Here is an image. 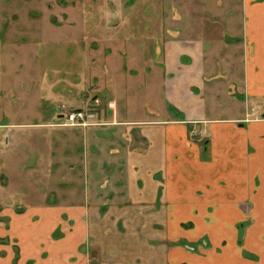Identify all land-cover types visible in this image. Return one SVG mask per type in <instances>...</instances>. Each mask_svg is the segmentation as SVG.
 <instances>
[{
    "label": "crops",
    "instance_id": "obj_1",
    "mask_svg": "<svg viewBox=\"0 0 264 264\" xmlns=\"http://www.w3.org/2000/svg\"><path fill=\"white\" fill-rule=\"evenodd\" d=\"M215 5L191 31L149 32L135 119L60 125L64 146L84 140L81 199L7 210L0 264H264V118L248 113L264 102V0Z\"/></svg>",
    "mask_w": 264,
    "mask_h": 264
},
{
    "label": "rangeland",
    "instance_id": "obj_2",
    "mask_svg": "<svg viewBox=\"0 0 264 264\" xmlns=\"http://www.w3.org/2000/svg\"><path fill=\"white\" fill-rule=\"evenodd\" d=\"M216 1L0 0V220L9 209L81 199L84 140L76 131L64 146L59 115L83 110L103 124L101 114L117 110L135 119L126 112L146 101L144 62L161 40L149 32L219 19L225 6Z\"/></svg>",
    "mask_w": 264,
    "mask_h": 264
},
{
    "label": "built area",
    "instance_id": "obj_3",
    "mask_svg": "<svg viewBox=\"0 0 264 264\" xmlns=\"http://www.w3.org/2000/svg\"><path fill=\"white\" fill-rule=\"evenodd\" d=\"M250 113L252 116H255V118L264 117V105H254L251 107ZM85 118L86 114L83 110H72L65 113V124H86Z\"/></svg>",
    "mask_w": 264,
    "mask_h": 264
},
{
    "label": "flooded vegetation",
    "instance_id": "obj_4",
    "mask_svg": "<svg viewBox=\"0 0 264 264\" xmlns=\"http://www.w3.org/2000/svg\"><path fill=\"white\" fill-rule=\"evenodd\" d=\"M255 105H261V106H263V105H264V102H260V103L255 104ZM253 106H254V105L250 106L249 111H248V113H249V118H250V119L255 118V116H252L251 113H250L251 107H253ZM71 111H72V110H71ZM68 112H69V111H68ZM65 113H67V112H64L63 114H60V116H59V119L63 120L62 125H65V126H76V125H87V124H89L88 121H87V118H85V122H86V124H76V125H68V124H65ZM86 117H87V114H86ZM259 118H264V117H259ZM184 245H185L186 247L192 249V250H195V249H196V247H195L194 245H190V244H189V245L184 244Z\"/></svg>",
    "mask_w": 264,
    "mask_h": 264
}]
</instances>
